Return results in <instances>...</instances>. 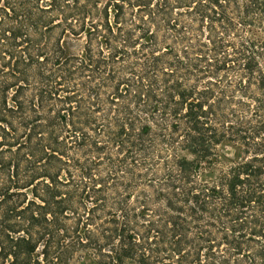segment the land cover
<instances>
[{"label": "trees", "instance_id": "obj_1", "mask_svg": "<svg viewBox=\"0 0 264 264\" xmlns=\"http://www.w3.org/2000/svg\"><path fill=\"white\" fill-rule=\"evenodd\" d=\"M0 264H264V0H0Z\"/></svg>", "mask_w": 264, "mask_h": 264}]
</instances>
